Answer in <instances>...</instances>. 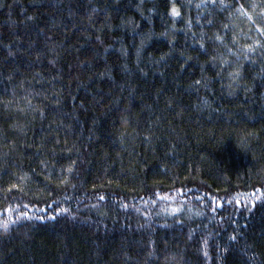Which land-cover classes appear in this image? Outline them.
I'll return each instance as SVG.
<instances>
[{"label": "trees", "instance_id": "trees-1", "mask_svg": "<svg viewBox=\"0 0 264 264\" xmlns=\"http://www.w3.org/2000/svg\"><path fill=\"white\" fill-rule=\"evenodd\" d=\"M0 264H264V0H0Z\"/></svg>", "mask_w": 264, "mask_h": 264}, {"label": "snow or ice", "instance_id": "snow-or-ice-1", "mask_svg": "<svg viewBox=\"0 0 264 264\" xmlns=\"http://www.w3.org/2000/svg\"><path fill=\"white\" fill-rule=\"evenodd\" d=\"M3 227L7 229V222L4 223Z\"/></svg>", "mask_w": 264, "mask_h": 264}]
</instances>
